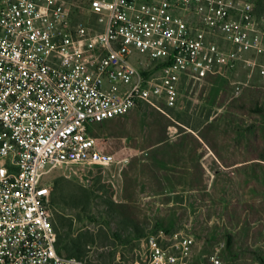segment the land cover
<instances>
[{"label":"built area","instance_id":"2783aa9c","mask_svg":"<svg viewBox=\"0 0 264 264\" xmlns=\"http://www.w3.org/2000/svg\"><path fill=\"white\" fill-rule=\"evenodd\" d=\"M251 0H0V264H88L56 249L50 173L108 166L90 129L264 57ZM250 56V57H249ZM186 232L130 264H224ZM264 264V263H261Z\"/></svg>","mask_w":264,"mask_h":264},{"label":"rangeland","instance_id":"374dc122","mask_svg":"<svg viewBox=\"0 0 264 264\" xmlns=\"http://www.w3.org/2000/svg\"><path fill=\"white\" fill-rule=\"evenodd\" d=\"M251 1L264 13V0ZM222 73L188 86L175 106L141 103L94 125L90 134L113 156L108 166L50 173L62 185L54 224L110 236L79 259L111 251L115 264H130L160 230L189 233L205 252L222 242L224 264L264 263V79L242 64ZM82 189L89 204L74 207Z\"/></svg>","mask_w":264,"mask_h":264},{"label":"trees","instance_id":"16d2710c","mask_svg":"<svg viewBox=\"0 0 264 264\" xmlns=\"http://www.w3.org/2000/svg\"><path fill=\"white\" fill-rule=\"evenodd\" d=\"M258 1L261 2L262 0ZM260 2H258V4ZM52 187L53 205L54 203H57V200L61 195L62 185L59 180H55L54 183H52ZM90 196V193H88L86 190H78L71 196L75 205L74 207H78V205L85 207V205H88ZM71 221L72 220L69 221L67 226H58L56 223L54 224L52 220L53 227L57 232L56 249L59 254H63L67 257L81 258L87 255V253L90 251L96 237H101L103 241H107V238L110 237L106 232L101 231H99L97 235H93L89 231L77 232V230H73ZM113 236L118 238L116 234H113ZM87 262L88 264H115L114 254L111 251L107 253L100 252L97 253L96 257H93V259H88Z\"/></svg>","mask_w":264,"mask_h":264}]
</instances>
